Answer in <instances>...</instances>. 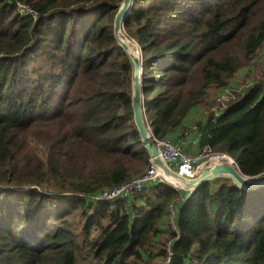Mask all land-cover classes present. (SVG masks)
Returning <instances> with one entry per match:
<instances>
[{"label": "trees", "instance_id": "1", "mask_svg": "<svg viewBox=\"0 0 264 264\" xmlns=\"http://www.w3.org/2000/svg\"><path fill=\"white\" fill-rule=\"evenodd\" d=\"M123 1L0 0V264H145L162 235L171 264H264V187L220 178L187 196L158 181L93 199L151 165L114 34ZM124 30L141 50L151 135L178 143L197 126L201 150L263 176V80L202 105L264 47V0H135ZM173 202L172 234L161 227Z\"/></svg>", "mask_w": 264, "mask_h": 264}, {"label": "built area", "instance_id": "2", "mask_svg": "<svg viewBox=\"0 0 264 264\" xmlns=\"http://www.w3.org/2000/svg\"><path fill=\"white\" fill-rule=\"evenodd\" d=\"M18 8L24 15L28 16L30 14H33L32 11H27L28 7L23 4H19ZM262 80L264 82V79ZM147 126L149 127V125ZM196 129L197 126H193L188 130L187 133L184 134V136H188L192 130ZM152 139L159 149V157L163 161V163L168 165L171 170L182 176L187 181L197 180L201 176L202 172L208 167H214L219 164H230L238 167L236 160L228 154L213 153L208 149H204L191 156L184 148L183 144L179 146L180 142L176 143L175 141H173V139L170 138L156 139L153 136ZM166 177L167 176L157 167V165L151 159V165L143 175L120 187L102 191L99 194L95 195L93 199L95 201H114L121 198H128L141 193L145 185L148 183L158 181L166 183V181L162 179ZM174 186L176 187L175 184ZM168 206L170 209H168V219L166 222V226L168 229V233L170 230L173 234L178 230V207L174 202ZM172 246L173 241H169L168 244L164 247V250L161 252V255L157 256L154 262L148 264H171L173 257Z\"/></svg>", "mask_w": 264, "mask_h": 264}, {"label": "water", "instance_id": "3", "mask_svg": "<svg viewBox=\"0 0 264 264\" xmlns=\"http://www.w3.org/2000/svg\"><path fill=\"white\" fill-rule=\"evenodd\" d=\"M135 0H124L114 22V34L119 45L127 54L132 65V109L134 121L139 132V136L144 148L157 167L162 170L167 177L183 183L185 191L195 192L205 183L220 178L232 180L238 188L242 190H257L264 187V175L260 177H246L238 167L230 164H219L206 168L201 176L194 181H187L182 176L168 168L159 157V149L152 139L149 127L146 124L144 96H143V65L141 56L138 55V48L125 35V19L131 13V7Z\"/></svg>", "mask_w": 264, "mask_h": 264}, {"label": "rangeland", "instance_id": "4", "mask_svg": "<svg viewBox=\"0 0 264 264\" xmlns=\"http://www.w3.org/2000/svg\"><path fill=\"white\" fill-rule=\"evenodd\" d=\"M27 7H28L27 11L33 12V9L31 7H29V6H27ZM125 35L127 36V38L131 42H133L136 45V47L138 48V55L141 56V50H140L138 43L133 38L129 37L127 34H125ZM141 60H142V56H141ZM262 79H264V47L258 52V55L254 58V60L250 64H247L246 66L242 67L237 72L235 79L231 83L230 87L223 90L222 92H221V90H212L210 92V96L208 98L207 104L202 105V107L208 111V110H211L212 108H215L216 106L217 107L218 106H225L229 101H231V99H232L231 97H233L235 95L236 90L241 91L246 87L255 85L256 83L260 82ZM236 87H237V89H235ZM181 144H182V142L179 143V146ZM190 155L193 156V154H190ZM166 166L168 168H170L168 165H166ZM162 179L165 180L166 183H169L168 184L169 186H172L176 189H183V183L180 181H176L175 179H174L175 180L174 181L173 179H170L168 177L162 178ZM174 184L176 185V187L174 186ZM186 192H190V191H186ZM168 209H170L169 206H168ZM162 226L165 227V230H162V229L161 230L166 231L167 226L165 224H162ZM169 233H172V232L169 230ZM160 239L163 242V245L161 247L166 246L169 242L167 240V236H165V235H162ZM157 246L158 245H155V248H152V250L154 249V252H157L156 251L158 249V248H156ZM155 259H156V257L152 258L147 263H152L155 261ZM147 263H145V264H147Z\"/></svg>", "mask_w": 264, "mask_h": 264}, {"label": "crops", "instance_id": "5", "mask_svg": "<svg viewBox=\"0 0 264 264\" xmlns=\"http://www.w3.org/2000/svg\"><path fill=\"white\" fill-rule=\"evenodd\" d=\"M196 111L193 112V114L189 117L188 122H187V126H193V123L196 122V118H197V114L195 113ZM193 131V130H192ZM191 131V132H192ZM188 135V137H184L182 138V144L184 145V148L187 150V152L189 154H197L200 150L201 147L199 145V141H198V137H197V132H193ZM191 192H186L185 194L188 196L190 195ZM162 230H165V227L162 226Z\"/></svg>", "mask_w": 264, "mask_h": 264}, {"label": "bare ground", "instance_id": "6", "mask_svg": "<svg viewBox=\"0 0 264 264\" xmlns=\"http://www.w3.org/2000/svg\"><path fill=\"white\" fill-rule=\"evenodd\" d=\"M174 180V179H173ZM175 181V180H174Z\"/></svg>", "mask_w": 264, "mask_h": 264}, {"label": "clouds", "instance_id": "7", "mask_svg": "<svg viewBox=\"0 0 264 264\" xmlns=\"http://www.w3.org/2000/svg\"><path fill=\"white\" fill-rule=\"evenodd\" d=\"M239 168V167H238Z\"/></svg>", "mask_w": 264, "mask_h": 264}]
</instances>
